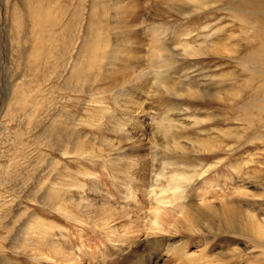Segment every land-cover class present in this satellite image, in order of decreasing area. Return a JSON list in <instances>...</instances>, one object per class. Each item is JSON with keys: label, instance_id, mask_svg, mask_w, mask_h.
<instances>
[{"label": "rangeland", "instance_id": "obj_1", "mask_svg": "<svg viewBox=\"0 0 264 264\" xmlns=\"http://www.w3.org/2000/svg\"><path fill=\"white\" fill-rule=\"evenodd\" d=\"M26 5L0 0V261L264 264V238L219 221L232 203L264 231V0H60L92 46L59 78L27 56ZM81 70L70 89L103 105L66 99ZM62 111L87 155L53 135Z\"/></svg>", "mask_w": 264, "mask_h": 264}, {"label": "bare ground", "instance_id": "obj_2", "mask_svg": "<svg viewBox=\"0 0 264 264\" xmlns=\"http://www.w3.org/2000/svg\"><path fill=\"white\" fill-rule=\"evenodd\" d=\"M198 1L203 2V0H198ZM25 2L27 5L26 7H24L22 14L27 15V17L31 20V30H30L29 36L28 35L25 36V38H27L25 43L26 45H28L27 56L32 61L31 62L32 65H34L35 68H37L36 69L37 71H38V68L43 69V66L47 65L51 59L53 63L51 69L55 70V72L58 73L57 76L59 78L60 72H62L63 69L64 70L67 69L70 65L69 61L66 60L65 58V54L72 55L75 52L79 44H80L79 50L81 49V51L83 49H89L92 46V41L88 42V38L90 37L88 36L89 33L87 31L86 37L84 38L83 41H81V43H79L80 40L73 38L74 37L73 30L75 26L74 22L72 21L73 17L70 19L69 22L66 23V25H64L63 27H60L62 25V20L58 19V14L56 11H54L56 8L55 6L60 4V0H50V1L48 0L47 1L46 0H25ZM64 8L68 9L67 5H64ZM243 12L248 13L249 15L255 16V13L253 12L246 11V10H243ZM48 13L49 14L51 13V17L48 16ZM61 14L63 18L67 16L64 10H62ZM16 20L19 23H21L20 18H17ZM59 48L61 49L59 50ZM99 51L100 49L97 50V52ZM101 52H102V49H101ZM125 53H127L128 62L134 59V55L132 54L134 53L133 49L128 48V50ZM98 61L101 62V59H98L97 62ZM80 62H81V59L80 57H78L73 64L74 68L79 67ZM124 71H129V70H122L120 74H122ZM255 74L259 76H263V72L261 70L256 71ZM83 75H84L83 70L79 71L78 74H76L75 76L73 75V71H71V77L69 76L66 78L67 81H65V85L68 89L66 90L68 94L67 95L68 97H66V99H68L69 102H72L73 99L71 97L73 93H85V97H90V100H91L90 102L97 104V105H103L104 102L102 100L95 98L94 95H92L88 91H85V90L77 91L76 88L75 90L70 89L71 81H73L74 78L80 79L82 78ZM197 90H199L198 93L201 92L200 88H197ZM21 99L23 98L21 97ZM87 101H88L87 99H83L81 103L86 104ZM245 107H247V104L245 105ZM103 112H104V107L99 106V109L94 111L92 118L96 117L94 115L102 116ZM62 119L67 120V127L62 122ZM246 119H249V116H247ZM55 121L56 122L53 126L52 131H53V135L55 136V138H57L56 140H58V142L60 143L63 142V144H61V148L63 147V149L68 150L69 147L67 145L71 144L72 152L79 154V156L83 157L86 154L85 145L83 143V138L80 135V133H83V132L78 130L79 129L78 127H80L79 125H83V124L77 123L76 119H74V116L72 115L71 112L66 113L63 111L60 112V114H57L55 116ZM94 123L95 122H88V124L90 125L93 124L92 127L95 126ZM68 125H69V128H68ZM75 125L77 127H74ZM98 129L100 130V128ZM60 136L62 137V141L59 138ZM77 140L79 141V143L77 142ZM58 142L56 141L55 144ZM49 194L51 195H49L50 201L48 202L53 204L57 209H63L64 205L62 204L61 199H63L66 196V192L53 188V190ZM231 204L229 203V204L224 205L225 208L227 209L225 211L224 217L220 219L219 221L221 222L220 224L225 227H221V228H224L228 232H231V230L236 229V230H239L240 233L242 232L243 234L248 230L249 232L255 233L256 236L264 238V231H262L261 228H257V225H256L257 223L255 224V220H254L255 216L247 213L246 215L247 221H246L243 219L242 214L239 213L237 210L233 212L229 210L230 207L238 208V206L236 207L235 205H231ZM235 215H237L238 218H241L240 220L245 222V224L247 225V228H246L247 230H242V228L236 226L233 222L230 221L232 217ZM41 235H44V234L42 233ZM259 246L263 248L264 243L259 242L258 247ZM0 264H5V263L4 261H0ZM63 264L65 263L63 262Z\"/></svg>", "mask_w": 264, "mask_h": 264}]
</instances>
